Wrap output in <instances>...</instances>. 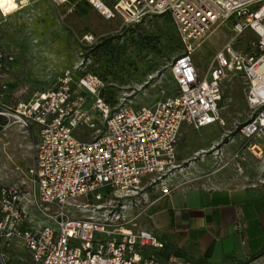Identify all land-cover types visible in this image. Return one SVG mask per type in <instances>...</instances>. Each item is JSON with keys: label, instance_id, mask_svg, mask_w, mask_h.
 Wrapping results in <instances>:
<instances>
[{"label": "built area", "instance_id": "2783aa9c", "mask_svg": "<svg viewBox=\"0 0 264 264\" xmlns=\"http://www.w3.org/2000/svg\"><path fill=\"white\" fill-rule=\"evenodd\" d=\"M85 1L107 19L170 15L184 45L170 67L176 91L165 96L173 88L165 81L151 103L136 107L123 98L114 106L102 95L101 77L86 72L77 81L82 94L74 96L72 77H65L56 88L12 107L17 121L40 129L33 164L0 184V264H10L15 252L29 256L26 264H193L164 255V241L138 228L130 213L143 201L144 208L156 201L147 197V187L176 166L183 125L201 129L222 120L223 84L231 74L245 79L247 101L258 110L240 127L241 135H264V96L257 86L264 81V0ZM228 22L233 36L202 76L194 53ZM248 31L257 38L248 49L237 48V37ZM248 148L263 154L261 143ZM172 191L166 182L159 196ZM17 259L25 261L22 255Z\"/></svg>", "mask_w": 264, "mask_h": 264}, {"label": "rangeland", "instance_id": "374dc122", "mask_svg": "<svg viewBox=\"0 0 264 264\" xmlns=\"http://www.w3.org/2000/svg\"><path fill=\"white\" fill-rule=\"evenodd\" d=\"M20 1L0 0V184L20 175L34 161L40 127L24 126L11 114L19 101L29 103L65 77H72L73 95L82 94L78 79L94 72L103 80L102 95L108 103L115 106L127 98L139 107L151 103L165 81L173 85L165 96L176 91L170 67L184 52L170 15L128 22L119 14L107 19L85 0ZM232 36L228 22L213 29L197 47L194 57L202 76ZM256 38L248 31L237 37L236 47L246 50ZM247 88L240 74H231L223 84L222 120L201 129L183 125L177 149L184 159L178 157L172 171L147 187L148 198L158 197L166 182L175 188L264 181V135L247 139L240 133V127L258 111L247 101ZM80 136L90 138L88 133ZM254 142L263 144V154L248 148ZM145 206L143 201L130 213L138 228L146 221L150 206ZM19 255L26 257L21 262L26 264L28 257L22 252L13 253L10 264H18ZM236 264H264V249L250 261Z\"/></svg>", "mask_w": 264, "mask_h": 264}, {"label": "crops", "instance_id": "0c3cea01", "mask_svg": "<svg viewBox=\"0 0 264 264\" xmlns=\"http://www.w3.org/2000/svg\"><path fill=\"white\" fill-rule=\"evenodd\" d=\"M178 157L183 161L177 149ZM156 198L142 228L164 241V255L193 264H236L264 249L263 180L180 184Z\"/></svg>", "mask_w": 264, "mask_h": 264}, {"label": "bare ground", "instance_id": "6f19581e", "mask_svg": "<svg viewBox=\"0 0 264 264\" xmlns=\"http://www.w3.org/2000/svg\"><path fill=\"white\" fill-rule=\"evenodd\" d=\"M23 1H27V0H22L20 1V3L22 4ZM28 4V3H26ZM258 74L261 75L260 77H263V63L261 64V66L259 67L258 69ZM258 91L264 96V81H263V78H262V81L260 83H258Z\"/></svg>", "mask_w": 264, "mask_h": 264}, {"label": "trees", "instance_id": "16d2710c", "mask_svg": "<svg viewBox=\"0 0 264 264\" xmlns=\"http://www.w3.org/2000/svg\"><path fill=\"white\" fill-rule=\"evenodd\" d=\"M87 3V2H86ZM90 5V4H89ZM162 15H168V14H162Z\"/></svg>", "mask_w": 264, "mask_h": 264}]
</instances>
